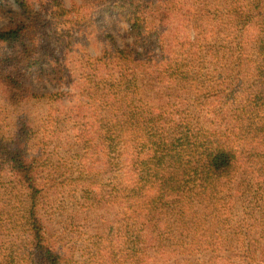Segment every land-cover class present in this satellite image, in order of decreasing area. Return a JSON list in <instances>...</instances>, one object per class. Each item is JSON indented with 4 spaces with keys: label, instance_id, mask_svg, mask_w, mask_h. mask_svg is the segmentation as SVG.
<instances>
[{
    "label": "trees",
    "instance_id": "trees-1",
    "mask_svg": "<svg viewBox=\"0 0 264 264\" xmlns=\"http://www.w3.org/2000/svg\"><path fill=\"white\" fill-rule=\"evenodd\" d=\"M13 1L0 264H264V0Z\"/></svg>",
    "mask_w": 264,
    "mask_h": 264
},
{
    "label": "rangeland",
    "instance_id": "rangeland-1",
    "mask_svg": "<svg viewBox=\"0 0 264 264\" xmlns=\"http://www.w3.org/2000/svg\"><path fill=\"white\" fill-rule=\"evenodd\" d=\"M64 1L70 5L75 0H64ZM12 7L13 9H17L16 4L14 3L13 0H0V28L8 25L12 20L10 14H8L5 11V9L8 10L9 8ZM108 20L113 28V32L117 34V40L119 42L124 43L125 41L129 40L130 37H128L126 34L127 24L125 22L115 19H109V18ZM102 46H103L102 42L96 40L95 37L91 38L90 49L92 50V52L94 53L98 52L102 48Z\"/></svg>",
    "mask_w": 264,
    "mask_h": 264
}]
</instances>
